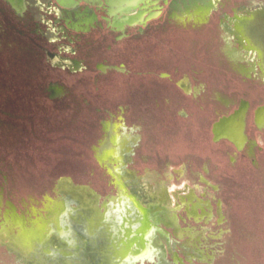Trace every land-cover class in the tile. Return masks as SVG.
I'll return each instance as SVG.
<instances>
[{
	"label": "flooded vegetation",
	"instance_id": "af4514ba",
	"mask_svg": "<svg viewBox=\"0 0 264 264\" xmlns=\"http://www.w3.org/2000/svg\"><path fill=\"white\" fill-rule=\"evenodd\" d=\"M0 27L37 55V82L0 83V153L17 155L15 167L0 159L2 200L8 164L67 165L58 153L94 152L113 180L134 178L137 132L180 118L206 122L204 149L260 166L264 0H0ZM139 181L174 213L165 182ZM181 192L191 213H210L194 187Z\"/></svg>",
	"mask_w": 264,
	"mask_h": 264
},
{
	"label": "rangeland",
	"instance_id": "374dc122",
	"mask_svg": "<svg viewBox=\"0 0 264 264\" xmlns=\"http://www.w3.org/2000/svg\"><path fill=\"white\" fill-rule=\"evenodd\" d=\"M19 81L37 82V55L0 27V83ZM168 123L137 132V165L124 168L135 179L113 180L94 152L53 154L68 164L38 170L10 168L17 155L0 153L11 164L0 264H264V157L259 166L232 148L204 149V120ZM146 176L169 186L174 213L141 190ZM184 183L210 201V213H191Z\"/></svg>",
	"mask_w": 264,
	"mask_h": 264
}]
</instances>
